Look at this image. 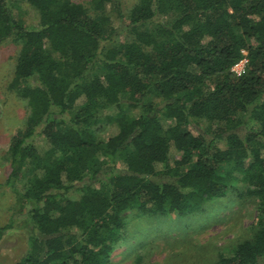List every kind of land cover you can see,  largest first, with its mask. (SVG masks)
Wrapping results in <instances>:
<instances>
[{
	"label": "trees",
	"instance_id": "1",
	"mask_svg": "<svg viewBox=\"0 0 264 264\" xmlns=\"http://www.w3.org/2000/svg\"><path fill=\"white\" fill-rule=\"evenodd\" d=\"M122 1L91 0L94 18L73 0H0V46L20 45L10 89L29 110L9 152L32 228L17 264H114L131 217L231 197L256 218L216 264H264V0H138L128 20Z\"/></svg>",
	"mask_w": 264,
	"mask_h": 264
},
{
	"label": "rangeland",
	"instance_id": "2",
	"mask_svg": "<svg viewBox=\"0 0 264 264\" xmlns=\"http://www.w3.org/2000/svg\"><path fill=\"white\" fill-rule=\"evenodd\" d=\"M93 12L91 0H73ZM138 0H123V14L128 20ZM16 17L25 20L28 27L37 26V16L21 1ZM118 25L117 16L110 12ZM122 39V38H121ZM120 39V40H121ZM20 45L8 41L0 46V264H17L31 246L32 228L30 205L22 207L20 197L25 192L27 172L23 178L12 179L10 147L13 138L24 130L28 117L26 101L10 89L15 76ZM65 119L69 120V116ZM105 134L115 133L112 124H105ZM205 127V126H204ZM192 131L196 134L197 129ZM34 144L47 149L43 139ZM173 158L179 155L173 153ZM256 218V205L251 200L237 197L221 200L210 206L204 215L192 214L183 218L175 215L159 219L130 218L124 232L126 242L112 255L114 264H216L220 255H231L237 244L250 236ZM142 245V248H141ZM128 247L132 252L127 253Z\"/></svg>",
	"mask_w": 264,
	"mask_h": 264
},
{
	"label": "built area",
	"instance_id": "3",
	"mask_svg": "<svg viewBox=\"0 0 264 264\" xmlns=\"http://www.w3.org/2000/svg\"><path fill=\"white\" fill-rule=\"evenodd\" d=\"M242 54H243V58L238 63H236L231 69V72L236 77H242L247 72V66H248L247 52L242 51Z\"/></svg>",
	"mask_w": 264,
	"mask_h": 264
}]
</instances>
